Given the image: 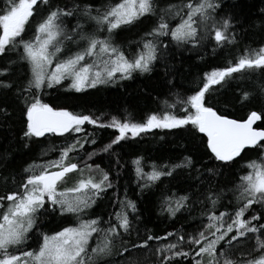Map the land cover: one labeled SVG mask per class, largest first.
Listing matches in <instances>:
<instances>
[{"label":"snow or ice","instance_id":"snow-or-ice-1","mask_svg":"<svg viewBox=\"0 0 264 264\" xmlns=\"http://www.w3.org/2000/svg\"><path fill=\"white\" fill-rule=\"evenodd\" d=\"M40 3L51 10L36 27L34 38L24 40L25 26ZM220 8L219 0H181L180 4H169L159 9L157 22L151 30L130 42L125 50L124 45L115 42L116 30L134 25L142 17L157 16V0H117L95 9V14L90 5L52 8L50 0H3L0 6V94H13L22 105L24 138L31 140L46 134L71 137L73 133L84 132L86 124L114 128L118 135L103 148L87 153L84 159L81 155L84 143H96L88 133L84 143L77 137L62 146L58 159L33 162L23 169L25 176L18 191L0 196V264H113V257L124 260L125 264H141L137 258L128 259L130 254L162 238L149 234L139 243L131 242L132 232L136 231L138 239L140 233L133 229L127 211L114 210L108 220L88 216V210L97 199L113 187L109 172L88 161L101 152L111 153L113 145L127 139L128 134L136 137L152 129L173 130L189 125L193 136L200 134L209 161L228 165L246 149L258 151L260 158L259 162L249 161L246 165L249 171L238 178L233 191L234 194L238 192L239 207L231 222L224 227L229 214L215 215L224 193L209 189L208 195L200 201L208 220L205 229L189 237L188 251L182 250L183 234H179L176 243L158 247L157 264H181V261L205 264V256L208 257L206 264H264V239H261L264 223H259L264 220V211L252 215L251 219L243 218L254 205L264 206V129L254 127L257 121L264 120V110L259 113L253 110L246 119H232L208 105L206 95L214 90L212 86H222L233 74L244 69L264 72V45L231 66L206 73L202 86L182 102L183 115L169 111L163 115L152 113L144 122L122 121L114 116L104 124L99 123L100 117L58 109L42 99L45 87L52 89L66 81H70V90L80 93L98 85L132 79L134 73H150L169 47L162 37L170 36L178 45L191 44L193 48L202 46L205 41H214V48L233 44L237 37L230 35L231 18H216ZM81 16L89 22L87 25L81 22ZM260 16L264 18V10ZM70 17H76L77 23L69 30L65 19ZM177 17L180 23L172 27L168 21ZM88 27H92V31H88ZM249 99V94L243 93L242 100ZM0 114L8 115L3 105H0ZM142 162L143 158L133 161L138 177L148 182L140 185L142 191L162 177L174 176L177 170L195 167L193 158L185 156L178 163H153L152 170L145 173ZM116 163L119 166V160ZM208 171L214 174V169ZM97 172L100 173L98 179L94 175ZM72 173L79 174L77 180L73 186L61 190ZM12 179L15 182V175ZM190 199L188 195L179 196L173 205L169 198L167 213L175 217L187 207ZM120 203L122 208L136 212L135 202ZM49 212H58L61 217L72 215L75 221L52 234L40 233L37 247L29 250L27 241L39 226V217ZM94 234L96 244L92 246L90 241ZM247 234H256L255 250L236 259L240 240L248 239ZM176 235L170 232L163 239ZM193 246L198 248L194 255Z\"/></svg>","mask_w":264,"mask_h":264},{"label":"trees","instance_id":"trees-1","mask_svg":"<svg viewBox=\"0 0 264 264\" xmlns=\"http://www.w3.org/2000/svg\"><path fill=\"white\" fill-rule=\"evenodd\" d=\"M116 0H50L52 8L67 5L72 8L79 4L90 5L95 14V9L102 8ZM181 0H172L180 4ZM222 8L218 10L217 19L231 18L232 28L230 35L237 37L233 44L223 47H213L214 41H205L200 47L193 48L191 44L178 45L171 37H162L168 50L163 59L156 62L150 73H134L129 80H118L114 83L98 85L96 88H87L76 93L68 88L70 81L52 89L45 87L42 99L44 102L58 109H67L75 113L91 114L100 117L99 123L107 124L112 117L122 121L128 119L132 122H144L148 115L157 113L163 115L165 111L183 115V101L202 86L206 73L218 68L233 65L245 54L258 51L264 45V18L260 16L264 10V0H219ZM3 0H0L2 6ZM158 6V5H157ZM51 9L48 5L40 3L35 8L33 16L25 26L22 34L30 40L34 29L42 22ZM157 16L142 17L134 25L123 26L117 29L114 39L118 45H124L125 50L130 42L139 39L154 26ZM79 15V14H78ZM180 23L179 17L169 19V24L174 27ZM81 22L89 23L81 16ZM176 22V23H175ZM77 23L76 17L65 19V24L71 27ZM94 26V25H93ZM92 31V27L87 28ZM106 34V33H105ZM134 48V45H133ZM76 49L73 48V51ZM67 55V53H66ZM14 58V56H13ZM5 60L7 58H4ZM214 89L207 95V104L218 109L229 118L242 120L249 112L258 113L264 110V72L259 69H244L233 74L222 86H212ZM250 96L248 101L242 100L243 93ZM0 105L7 108L8 115L0 114V196H6L18 191L25 174L23 169L35 162L44 163L59 158L61 147L71 143L77 137L84 143V136L91 133V139L96 143H84L81 155L87 158V153L103 148L118 135L114 128H100L94 125H85L84 132L73 133L71 137L55 134H46L45 137L24 138L25 122L22 114V105L13 94H0ZM175 105V107H169ZM256 127L264 129V120L256 122ZM47 153L46 155H42ZM75 155V154H73ZM185 156H191L195 167L177 170L172 177H162L150 188L141 190L140 185L148 183L146 178L140 179L133 163L137 158H143L142 167L145 173L150 172L153 163L157 165L178 163ZM258 151L246 149L241 157L234 163L224 165L219 161H209L206 149L201 144L200 134L193 136L191 126L181 129H152L140 133L136 137L128 134V138L118 145H113L111 153H100L89 164L100 165L101 169L109 172L113 184L102 194L88 211L91 218L101 217L108 220L115 211H127L133 222V229H138L139 239L134 230L131 242L139 243L151 234L159 236L161 240L149 242L148 248L139 249L130 254L128 259L137 258L141 264H157L156 249L167 243H176L179 234H183L185 242L182 250L188 251L187 241L193 234L198 235L208 223L206 209L200 203L208 195L209 189L216 193H224L216 207L215 215L220 212L234 213L239 207L238 192L234 189L238 178L246 174V165L251 160L259 162ZM119 160V166H117ZM208 169H214V174ZM86 173V172H85ZM15 175V182H13ZM97 179L100 173H94ZM71 179H77L79 174H69ZM182 195L190 196L187 207L171 217L167 211V202L171 198L173 205L175 199ZM131 200L136 204V212L121 207L120 202ZM7 202L5 201V204ZM209 207L211 205L209 204ZM264 211V206L254 205L245 214L244 219H251L252 215ZM139 217V219H137ZM75 217L67 215L61 217L59 213L49 212L39 217V226L31 233L27 241L29 250L37 247L40 233L56 230L61 225L74 223ZM255 223V222H254ZM259 223H264L261 220ZM58 229V228H57ZM177 233L176 236L163 239L167 233ZM256 235V234H255ZM96 234L92 239L95 246ZM264 239V236L261 237ZM235 252L236 259L243 254L245 257L249 250H255L256 240L242 239ZM198 248L193 246V255ZM204 258V257H203ZM113 264H125L124 260L113 257ZM205 261V260H204ZM207 261V260H206ZM205 261V264H206ZM181 264H185L181 261Z\"/></svg>","mask_w":264,"mask_h":264},{"label":"rangeland","instance_id":"rangeland-1","mask_svg":"<svg viewBox=\"0 0 264 264\" xmlns=\"http://www.w3.org/2000/svg\"><path fill=\"white\" fill-rule=\"evenodd\" d=\"M172 0H157V5H158V8L159 9H163V8H166L169 4H174V2H171ZM115 2H117V0L115 1ZM181 2V1H180ZM178 22V21H177ZM176 23V22H175ZM179 23V22H178ZM38 26V25H37ZM92 27H94V26H92ZM174 27H175V24H174ZM31 34H32V36H33V38H34V36H35V29H34V31H33V33L31 32ZM32 37L30 38V39H33ZM28 39V37L26 36V37H24V40H27ZM116 42V41H115ZM117 43V42H116ZM53 67H54V65H53ZM85 175H87V172L85 173ZM77 179H71L70 178V176L68 175V179H67V181H66V184L65 185H62V187H61V190H63V187H71V186H73V184L75 183V181H76ZM7 206V203L5 204V207ZM88 211H90V209L88 210ZM235 213V212H234ZM234 213H231V214H229V216H226V218H225V221H224V223H223V226L224 227H226L227 226V223H230L231 222V218H234ZM65 226H68V225H61V226H59V227H57L56 228V230H51L50 232H48L47 234H52V233H54L55 231H59L62 227H65ZM221 225H220V223L219 222H217V227H220ZM248 235V237L250 238V239H252V240H255V239H257V236L255 235V234H247ZM242 239H244V238H241V240H240V242L241 241H244V240H242ZM93 242H92V240L90 241V244H92ZM96 243V242H95ZM205 261L208 259V257L207 256H205L204 258H203Z\"/></svg>","mask_w":264,"mask_h":264},{"label":"water","instance_id":"water-1","mask_svg":"<svg viewBox=\"0 0 264 264\" xmlns=\"http://www.w3.org/2000/svg\"><path fill=\"white\" fill-rule=\"evenodd\" d=\"M246 118H247V117H246ZM246 118H245V119H246ZM232 119H234V118H232ZM254 127H256V124L254 125ZM257 128H258V127H257ZM260 129H263V128H260Z\"/></svg>","mask_w":264,"mask_h":264},{"label":"bare ground","instance_id":"bare-ground-1","mask_svg":"<svg viewBox=\"0 0 264 264\" xmlns=\"http://www.w3.org/2000/svg\"><path fill=\"white\" fill-rule=\"evenodd\" d=\"M47 16V15H46ZM45 18V17H44Z\"/></svg>","mask_w":264,"mask_h":264}]
</instances>
